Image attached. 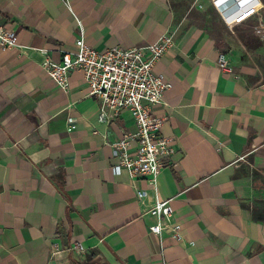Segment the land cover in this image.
Instances as JSON below:
<instances>
[{
	"label": "crops",
	"instance_id": "1",
	"mask_svg": "<svg viewBox=\"0 0 264 264\" xmlns=\"http://www.w3.org/2000/svg\"><path fill=\"white\" fill-rule=\"evenodd\" d=\"M212 2L0 0L18 43L0 48V264H264V77L196 17L264 25V0L231 21ZM80 34L98 51L171 37L154 66L171 88L153 111L175 152L155 181L114 168L111 143L137 132L130 112L101 121L80 71L63 89L43 68ZM165 200L179 231L157 236L147 211Z\"/></svg>",
	"mask_w": 264,
	"mask_h": 264
},
{
	"label": "built area",
	"instance_id": "2",
	"mask_svg": "<svg viewBox=\"0 0 264 264\" xmlns=\"http://www.w3.org/2000/svg\"><path fill=\"white\" fill-rule=\"evenodd\" d=\"M171 43V37L165 35L145 47L114 46L98 51L87 44L83 34H80L75 39L74 48L64 50L59 62L46 59L42 64L50 78L63 89L68 86L71 73L80 71L89 95L99 100L101 121L108 123L123 111L130 112L137 132L131 136L124 135L111 146L118 160L115 170H125L135 179L144 177L153 182L163 169L172 165L174 143L159 135L165 118L153 111V107L162 102L164 93L171 88L169 81L154 72L155 64ZM17 46L16 32L0 24V48ZM133 139L137 143L135 156L128 151ZM136 196L141 200L147 193L137 190ZM147 213L157 220L149 226L151 233L157 236L165 231L178 233L179 225L173 221L169 200L156 201Z\"/></svg>",
	"mask_w": 264,
	"mask_h": 264
},
{
	"label": "rangeland",
	"instance_id": "3",
	"mask_svg": "<svg viewBox=\"0 0 264 264\" xmlns=\"http://www.w3.org/2000/svg\"><path fill=\"white\" fill-rule=\"evenodd\" d=\"M196 17L202 22L209 25H204L209 29L211 35L217 41L220 50L230 52L235 47L244 49L247 54L253 55V59L249 62L254 65L255 71L259 77H264V25H257L256 19L249 17L239 25H221L216 22L215 15L210 12L206 14L198 13ZM225 36L233 37L243 43V46L238 44L229 45L228 48L223 44ZM242 61L247 59L241 57ZM240 57L238 60H241Z\"/></svg>",
	"mask_w": 264,
	"mask_h": 264
},
{
	"label": "bare ground",
	"instance_id": "4",
	"mask_svg": "<svg viewBox=\"0 0 264 264\" xmlns=\"http://www.w3.org/2000/svg\"><path fill=\"white\" fill-rule=\"evenodd\" d=\"M212 4L225 9L226 19L231 21L234 17H243L249 14L251 3L256 0H212Z\"/></svg>",
	"mask_w": 264,
	"mask_h": 264
},
{
	"label": "trees",
	"instance_id": "5",
	"mask_svg": "<svg viewBox=\"0 0 264 264\" xmlns=\"http://www.w3.org/2000/svg\"><path fill=\"white\" fill-rule=\"evenodd\" d=\"M93 263V260L89 261V260H86L84 262H75L74 264H92Z\"/></svg>",
	"mask_w": 264,
	"mask_h": 264
}]
</instances>
